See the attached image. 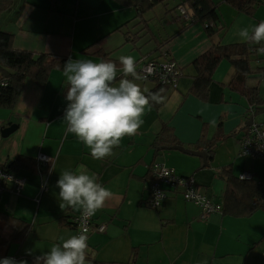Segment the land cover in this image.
Masks as SVG:
<instances>
[{
  "label": "crops",
  "instance_id": "crops-1",
  "mask_svg": "<svg viewBox=\"0 0 264 264\" xmlns=\"http://www.w3.org/2000/svg\"><path fill=\"white\" fill-rule=\"evenodd\" d=\"M45 1L49 2L15 0L14 7L0 16V31L13 35L14 49L93 62H100L93 54L97 50L109 53V59L113 61H119L121 55H131L136 64L161 59H158L160 54L155 53V42L149 35L139 33L133 47L123 37L122 31L126 28L114 32L133 20L135 12L128 19L129 14L121 12L122 7L112 0H100V5L104 4L106 9L102 22L101 14L95 15L94 27L78 32L75 20L74 26H64L65 18L55 7L48 6L44 11L41 6ZM179 1L176 0L170 9L167 0L163 7L165 15L173 19L168 27L175 28L174 33L166 31L168 27L161 33L149 28L157 41L166 40L179 30V24L174 20L179 16V10L169 13ZM183 8L191 16V11L186 6ZM151 12L149 18L148 14L145 16L149 24L156 19ZM220 15L227 26L221 44L244 43L230 26L243 28L249 27L253 21L259 23L264 20V6L249 18L221 4ZM140 28L128 27V30L136 33ZM95 42L93 48L80 53ZM123 46L125 50L116 51ZM209 46L210 41L202 27L193 24L169 40L162 48L167 52V59L163 57L160 61L170 60L183 68ZM117 68L118 85L122 65ZM188 74L191 69L185 68L175 89L168 91L161 106L145 109L143 124L137 134L124 136L119 146L113 149V154L102 160L93 159L90 150L74 134L67 132V124L62 119L67 104L63 72H51L44 87L29 80L24 83L15 107L0 109V133L15 126L7 137L0 134V165L9 167L18 157L35 160L38 155L51 158L52 163L41 167L42 171L35 168V171L19 174L26 182L20 194L11 192L7 184H0V211L32 227V232L20 246L10 247L8 257L29 264L30 258L61 243V237L68 239L74 235L73 228L60 227L59 222L63 219V224L72 223L80 211L60 208L56 181L63 170H76L83 165L113 193L104 207L92 216L95 224L106 226L103 233L89 235L88 251L94 260L103 264H204L205 261L207 264H264V201L259 204L261 209L250 217L225 215L221 210L211 214L206 223L199 219V208L185 202L178 194L170 196L158 209L147 206L153 163L173 169L178 176L193 177L213 203L221 208L226 184L216 178L215 172L219 168L229 167V174L235 178L242 173L251 174L252 181L264 192V168L256 161L238 156L239 140L250 117L246 101L224 87L234 74L233 68L227 61L219 64L206 103L188 95L192 84ZM134 82L145 93L152 87L150 82ZM162 124L170 125L183 148L193 151L190 147L199 139L203 124L207 139L217 135L219 125L223 134L232 131L236 134L217 144L213 161L204 167L200 158L179 151L161 150L154 156L150 144ZM244 201H241L240 210L247 209Z\"/></svg>",
  "mask_w": 264,
  "mask_h": 264
},
{
  "label": "trees",
  "instance_id": "trees-1",
  "mask_svg": "<svg viewBox=\"0 0 264 264\" xmlns=\"http://www.w3.org/2000/svg\"><path fill=\"white\" fill-rule=\"evenodd\" d=\"M120 7L132 8L135 11L133 20L119 26L114 30L120 32L122 28L123 37L126 43L131 44L133 47L136 45L139 33L143 32L145 35L150 36V40L155 42V53H159V58L167 59L166 51L162 48L175 36L187 29L193 24H199L206 37L210 41L209 48L193 59L186 67L180 68L175 66L177 76L174 82L168 83L157 82L155 79L150 81L152 84L151 89L145 93H160L163 101L169 90L175 89L174 83L183 75L185 68L191 69L189 75L192 79V84L188 90V95L195 98L201 103H206L209 98V86L213 83V75L219 64L227 61L233 68L234 74L227 84L224 85L228 90L237 93L246 101L247 113L252 112L255 117L258 113H264V98L261 97L258 85L262 78H264V55L258 54L256 49L261 45L251 43H238L222 45L221 38L225 33V26L223 25L219 16V6L225 4L233 8L236 12L241 13L249 18L254 17L256 10L264 6V0H222L220 2H212L211 0H180L175 10L186 6L191 12L188 20L184 16H177L174 20L179 24V30L168 37L166 40L157 41L151 34L148 28V20L145 16L153 11L159 5H164L167 0H112ZM15 5V0H0V16ZM128 27L137 28L141 27L136 33L128 30ZM128 30V31H127ZM96 44L93 43L89 47L81 50L80 53L84 54L89 49L93 48ZM162 50V51H161ZM94 56L99 61L110 60L109 53H103L99 50L94 51ZM157 58V57H156ZM155 58V59H156ZM69 59L68 56L53 55L47 53H35L25 50H17L13 48V35L7 32L0 31V109L12 110L21 94L24 83L29 80L44 87L49 79L51 72H62L63 64ZM160 59V60H161ZM160 60H150L157 61ZM113 61V60H111ZM119 66V61H114ZM122 77V74H121ZM256 79L257 82L254 86L249 85V80ZM66 88L64 93L66 94ZM162 101V103H163ZM162 103L151 104L153 108H159ZM205 124H203L199 139L192 144L195 151H203L206 153L207 160L206 166L208 167L213 161L214 150L217 144L227 138L234 137L236 132H230L225 135L220 131V125L217 135L211 139L206 138V131H204ZM182 146L176 138L173 128L168 124H162L159 132L154 137L150 144L154 156H157L163 148H171ZM1 168L7 172L19 176L22 172L35 171L34 160L18 157L9 167L0 165ZM40 171H42L40 169ZM229 167H222L216 170V178L222 180L226 184L225 195L223 198L222 213L234 217H250L257 210L261 209L257 201H264V192L261 187L254 181H240L229 174ZM151 181V180H150ZM245 200V201H244ZM243 203L246 204L247 209L240 210L239 206ZM263 203V202H262ZM264 204V203H263ZM264 208V206H262ZM62 220L59 222L60 227L73 228V222L70 224H63ZM64 221V220H63ZM32 232L30 224L25 223L12 215L0 211V257H8V252L12 246H20L29 234ZM87 264H103L92 258L87 249L86 256ZM29 264H33V258H30Z\"/></svg>",
  "mask_w": 264,
  "mask_h": 264
},
{
  "label": "clouds",
  "instance_id": "clouds-1",
  "mask_svg": "<svg viewBox=\"0 0 264 264\" xmlns=\"http://www.w3.org/2000/svg\"><path fill=\"white\" fill-rule=\"evenodd\" d=\"M236 35L241 42L261 45L256 51L264 54V20L251 27L237 28ZM119 64L122 77L118 85L114 61L93 62L69 57L63 64L67 104L62 119L67 124V132L74 134L96 160L110 157L124 136L136 135L143 124L145 109L163 101L160 93L145 95L134 82L142 78L137 73L134 57L121 55ZM56 187L60 208L81 211L85 223L113 196L98 182L96 174L83 165L76 170H63ZM199 202L206 205V197H201ZM88 239V228L82 227L78 235L61 237V243L34 256L33 264H87ZM0 264H27V261L4 257L0 258Z\"/></svg>",
  "mask_w": 264,
  "mask_h": 264
},
{
  "label": "built area",
  "instance_id": "built-area-1",
  "mask_svg": "<svg viewBox=\"0 0 264 264\" xmlns=\"http://www.w3.org/2000/svg\"><path fill=\"white\" fill-rule=\"evenodd\" d=\"M178 10L180 15H184V19L188 20L190 15H188L186 9L182 7ZM162 55L163 57L165 56L164 54ZM136 69L137 73L142 77L138 80L141 82H150L155 79L161 83L170 81L173 83L177 76L174 64L168 61H143L136 64ZM175 85L174 83V87ZM248 115L250 117L248 124L239 140L238 156L264 163V125L254 120L251 111L248 112ZM51 163L52 159L44 155H38L34 160L36 169L46 167ZM150 170L151 181L148 189V207L158 209L170 196L178 194L185 202L192 203L199 208V219L204 223L207 222V218L211 214L221 212V206L213 203L211 197L199 187L193 177L178 176L173 169L160 163H153ZM237 178L240 181H251L253 179L249 173H242ZM25 183V180L21 177L15 176L0 167V184H7L9 190L14 194H20ZM201 197H206V205L199 202ZM257 203L261 204L262 201L259 200ZM85 226L88 228V236L93 233H103L106 228L105 224H95L93 217L88 219L86 223L83 222L80 211L73 219L74 235H78L80 229ZM12 258L16 259V257Z\"/></svg>",
  "mask_w": 264,
  "mask_h": 264
},
{
  "label": "rangeland",
  "instance_id": "rangeland-1",
  "mask_svg": "<svg viewBox=\"0 0 264 264\" xmlns=\"http://www.w3.org/2000/svg\"><path fill=\"white\" fill-rule=\"evenodd\" d=\"M49 2L45 1L43 6L41 8L46 11L47 7H55L56 11L58 13L63 14L65 18V23L64 26L67 27L69 25H73V20H75V29L76 32L79 30H88L90 27H94L96 19L94 18L95 15L101 14L100 22L104 19V14L106 12L104 4L100 5V0H48ZM176 2V0H168V8L171 9L172 5ZM100 5V6H98ZM164 5L162 6H157L153 12H151V15L154 16L156 15V19L153 21V23L148 22V28H150L152 31H157V32H162L164 31L163 28H167L171 22H173V19L169 15H165V9L163 8ZM124 8V7H122ZM121 8V12H126L129 14V18L131 19L134 16V12L132 8ZM39 9H37L38 12ZM177 11V10H176ZM175 11V12H176ZM219 12V11H218ZM192 13V12H191ZM186 14V13H185ZM148 18L150 17V14L147 15ZM184 16V15H182ZM255 16V13H254ZM221 17V15H220ZM223 25L226 27L225 23L222 21ZM258 23L252 22L249 27L256 25ZM232 28V31L236 32L237 27H233V25L230 26ZM169 33H174V29H170L168 27L166 29ZM178 31V30H177ZM116 51H119L120 49H124L125 47L123 46L122 48H116ZM257 80H249V85L254 86L256 84ZM259 93L262 97H264V79L260 81V84L258 85ZM255 120L258 122H261V124L264 125V113H258L255 115ZM251 160V159H250ZM260 164L264 168V163L257 162V164ZM151 169V167H150ZM151 174V170H150ZM150 186V185H149ZM149 186L147 188V192L149 189Z\"/></svg>",
  "mask_w": 264,
  "mask_h": 264
},
{
  "label": "water",
  "instance_id": "water-1",
  "mask_svg": "<svg viewBox=\"0 0 264 264\" xmlns=\"http://www.w3.org/2000/svg\"><path fill=\"white\" fill-rule=\"evenodd\" d=\"M15 129V126H10L4 130L1 131V136L2 137H7L9 134H11ZM163 150H174V151H179L183 154H187V155H190V156H195V157H198L202 160V163H203V166L205 167L206 166V160H207V156H206V153L203 152V151H193V150H190V149H186V148H183V146H176V147H171V148H163Z\"/></svg>",
  "mask_w": 264,
  "mask_h": 264
}]
</instances>
